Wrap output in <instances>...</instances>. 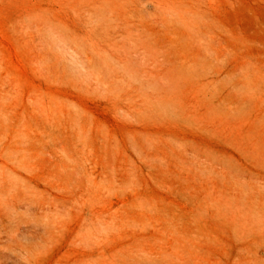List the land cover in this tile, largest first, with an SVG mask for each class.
Instances as JSON below:
<instances>
[{"label":"rangeland","instance_id":"obj_1","mask_svg":"<svg viewBox=\"0 0 264 264\" xmlns=\"http://www.w3.org/2000/svg\"><path fill=\"white\" fill-rule=\"evenodd\" d=\"M0 264H264V0H0Z\"/></svg>","mask_w":264,"mask_h":264}]
</instances>
